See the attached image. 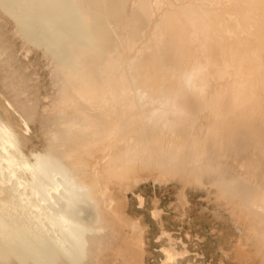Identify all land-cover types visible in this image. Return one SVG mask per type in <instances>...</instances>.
Masks as SVG:
<instances>
[{
	"label": "bare ground",
	"instance_id": "bare-ground-1",
	"mask_svg": "<svg viewBox=\"0 0 264 264\" xmlns=\"http://www.w3.org/2000/svg\"><path fill=\"white\" fill-rule=\"evenodd\" d=\"M0 8L25 42L44 48L54 86L40 108L27 69L0 52V264H92L102 250L103 264H131L139 244L142 261L125 171L215 187L240 226L237 245L248 243L237 259L264 264V0ZM35 122L41 147L28 133ZM116 133L124 142L107 158ZM98 135L109 141L93 144Z\"/></svg>",
	"mask_w": 264,
	"mask_h": 264
},
{
	"label": "rangeland",
	"instance_id": "rangeland-1",
	"mask_svg": "<svg viewBox=\"0 0 264 264\" xmlns=\"http://www.w3.org/2000/svg\"><path fill=\"white\" fill-rule=\"evenodd\" d=\"M0 38V52L10 55L16 70L27 69L26 76L32 80L37 90V93H34L35 101L40 102V108L47 106L50 103L49 96L54 93V86L50 69L43 57L44 48L25 42L17 33L16 20L2 8H0ZM9 59L3 60L8 63ZM164 64L171 67L170 63L168 65L164 61ZM175 76L176 72L170 69L167 82L174 80ZM165 84L166 82H160L154 88L158 91ZM34 88L23 91L32 96ZM29 127V136H32L36 146L41 147L38 123L35 122V125L31 124ZM114 135L116 138L120 137L119 133L112 134ZM124 139L125 137H122L110 141L107 158H112L115 152L121 150L119 143L123 144ZM101 140L107 142L109 136L98 135L93 144ZM94 164L97 165L98 162ZM126 170L128 171V168ZM93 171L92 167L91 172ZM124 173V176H128L127 187H134L126 192V215L137 219L139 224L138 228L130 229L129 235L135 240L142 238L143 247L142 261L137 263L139 244L135 253L136 261L129 259L131 264H252L247 260L237 259L241 256L237 254L238 248L242 247L243 251L239 252L242 255L249 252L245 244L247 241L242 239L245 242L241 241L240 245H237L241 234L240 226L235 223L231 213H227L228 209L221 199L216 202L218 199L213 197L217 192L215 187L209 188V184L205 187H181L178 181L163 179L159 175L152 178L148 173L140 175L126 171ZM118 176L114 175L111 179L115 182ZM165 250L180 253V256L177 260H167ZM103 252L104 250L98 251L92 264H103L101 261ZM112 252L113 250H108L106 254L111 255Z\"/></svg>",
	"mask_w": 264,
	"mask_h": 264
}]
</instances>
